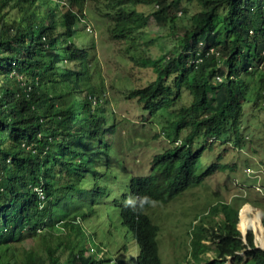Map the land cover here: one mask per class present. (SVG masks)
I'll use <instances>...</instances> for the list:
<instances>
[{"label": "trees", "instance_id": "trees-1", "mask_svg": "<svg viewBox=\"0 0 264 264\" xmlns=\"http://www.w3.org/2000/svg\"><path fill=\"white\" fill-rule=\"evenodd\" d=\"M87 1L0 0V248L51 229L58 242L48 264H163L150 207L228 169L205 156L217 144L245 146L253 134L245 103L264 109V0H199L203 9L166 55H132L156 76L129 98L160 119L170 143L141 173L119 158L112 165L116 115L91 84L95 45L76 41ZM180 1L107 0L113 36L128 38L151 20L175 22ZM140 4L156 9L146 14ZM184 92L189 104L180 103ZM209 214L223 219L195 230V264H264L253 232L245 242L238 228L239 207L217 203ZM112 235L123 239L114 250ZM209 239L216 258L203 263Z\"/></svg>", "mask_w": 264, "mask_h": 264}, {"label": "rangeland", "instance_id": "rangeland-1", "mask_svg": "<svg viewBox=\"0 0 264 264\" xmlns=\"http://www.w3.org/2000/svg\"><path fill=\"white\" fill-rule=\"evenodd\" d=\"M166 1L170 3L173 0ZM106 2L107 0L87 1L84 7L86 17L83 30L76 41L83 45H95L96 56L90 66L91 84L109 98L108 106L116 115L113 147L117 154L111 156L112 165L119 158L131 173L148 172L154 155L170 146V143L161 134L160 119L144 112L139 107L138 99L129 98L132 91L144 87L156 76L152 68L134 62L132 55L140 58L166 55V51L172 49L175 41L183 35L185 28L191 27L190 17L202 10L203 5L199 0H181L179 8L172 12L177 15L175 22L158 23L151 20L148 27L132 36L115 38L112 31L115 24L114 13ZM138 9L148 14L156 8L140 4ZM14 14V11L10 14L12 19ZM173 23L176 28L172 26ZM262 73L264 74V67ZM259 79L256 75L253 82L261 81ZM253 82L252 85H255ZM190 102L191 97L184 92L180 103ZM244 121L253 132L245 136L248 141L245 146L241 148L230 143L217 144L205 156L209 159L208 164L232 165L234 170H218L170 202H157L150 207L148 213L160 227L158 246L163 264H195L191 255L193 234L202 223L209 229L222 221V214H209L217 203L227 202L239 207V216L243 208L250 205L252 211L248 213V218L254 220L259 217L264 226V109H260L253 100L245 103ZM248 210L246 208L245 211ZM105 221L106 218L102 215L101 222L104 224ZM249 222L243 217L241 226L239 217L238 228L243 239L246 242L248 232L252 231L255 245L264 248L262 233L252 223L247 231H243ZM111 228L115 229V226ZM57 237L54 230H38L26 240L10 243L8 248L1 247L0 264H27L29 255L35 257L40 264H48L49 247L58 242ZM111 238L110 247L113 250L117 247L115 244L123 242L121 235H112ZM117 239L118 243L115 242ZM205 243L211 246V250L203 255V263L216 258L215 241L209 239ZM131 256L130 252L128 257ZM224 264L241 263L229 257Z\"/></svg>", "mask_w": 264, "mask_h": 264}, {"label": "bare ground", "instance_id": "bare-ground-1", "mask_svg": "<svg viewBox=\"0 0 264 264\" xmlns=\"http://www.w3.org/2000/svg\"><path fill=\"white\" fill-rule=\"evenodd\" d=\"M245 207L248 208L249 210L248 211H245L246 210ZM245 207L243 208V210H242V212L240 214V225L243 226L242 225V219H243V217L245 219L249 220L250 222L248 223L247 228L246 229L244 228V230L243 229L242 230L243 231H247L249 224L252 223L253 226L255 227V229L257 231H260L262 233V242H264V226H263V224L260 223L259 217H256L254 220H250L248 218V213L250 211H252V207L250 205H246Z\"/></svg>", "mask_w": 264, "mask_h": 264}, {"label": "clouds", "instance_id": "clouds-1", "mask_svg": "<svg viewBox=\"0 0 264 264\" xmlns=\"http://www.w3.org/2000/svg\"><path fill=\"white\" fill-rule=\"evenodd\" d=\"M158 6V5H157ZM228 166H230L228 169H231V170H234V168L233 167H231L232 165H228ZM218 171V170H217ZM214 174V173H213ZM205 181V180H204ZM183 193V192H182ZM240 217V216H239Z\"/></svg>", "mask_w": 264, "mask_h": 264}]
</instances>
